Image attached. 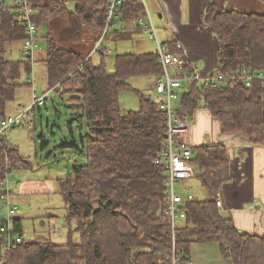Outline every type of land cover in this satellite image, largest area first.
Masks as SVG:
<instances>
[{
	"label": "trees",
	"instance_id": "1",
	"mask_svg": "<svg viewBox=\"0 0 264 264\" xmlns=\"http://www.w3.org/2000/svg\"><path fill=\"white\" fill-rule=\"evenodd\" d=\"M28 1L35 12V26L47 25L52 33L46 36L48 90L70 94L69 107L80 111L78 118L85 120L87 134L81 136V145L71 144L85 163L74 165L65 178L57 180L67 207L65 244L50 238L26 240L20 218L12 214L0 221V264H172V258L176 264H187L192 262L190 249L195 244L215 245L227 264H264V234L238 230L216 207V193L230 178L227 150L221 144L192 148L191 162L198 170L195 178L209 194L203 201L185 203L184 218L176 222L172 239L162 215L167 202L165 174L154 164L167 133L166 112L145 97L136 110L124 115L119 105L120 93H138L127 79L159 76L156 53L116 55L109 74L103 47L96 51L101 60L95 65L89 51L74 44L81 41L83 27L90 43L98 41L107 0ZM141 9L139 0H124L119 22L139 29L135 21ZM16 16V9L0 0V121L22 85L18 79L24 61L5 58L6 46L26 37ZM201 19L217 40L216 72L238 66L264 71V13L220 8L210 2ZM122 34L115 29L104 41L125 40ZM168 48L173 52V43ZM180 104L179 116L204 108L218 121L223 135L264 147V87L260 83L207 90L194 83L182 91ZM28 167L17 148L5 143L0 134V187L13 169ZM75 233L79 242L73 239ZM17 237L21 242H8Z\"/></svg>",
	"mask_w": 264,
	"mask_h": 264
},
{
	"label": "rangeland",
	"instance_id": "2",
	"mask_svg": "<svg viewBox=\"0 0 264 264\" xmlns=\"http://www.w3.org/2000/svg\"><path fill=\"white\" fill-rule=\"evenodd\" d=\"M255 1L233 0L231 5L225 4L224 6L228 9L243 12H256L259 10L257 8L260 7L258 6L260 4ZM4 2L6 5L11 3L10 0ZM66 5L72 7L70 3ZM114 30L112 29L111 32ZM138 31L134 32L133 37H130L129 40H105L107 46L111 49L103 58L107 73L113 72L114 57L116 55L124 53L140 54L152 51L155 48L154 43L144 38ZM39 32L41 37L45 36V27H41ZM38 37L40 38V36ZM93 37L96 39L98 37L97 33H93ZM40 40L38 53L41 55L45 53L46 42L42 38ZM12 46H15L14 52H9V48ZM6 49L5 58L7 60L18 59L19 53L17 52L16 43H11ZM92 55L93 64H98L100 59L98 53ZM37 63L39 65L37 72L34 73V70H32L29 74L33 80V90L35 89L34 86H38L37 94L40 96L46 81V70H44L40 61ZM35 78L38 81L37 85L34 81ZM23 79L24 76L21 73L18 82L21 84ZM126 82L138 93L133 91L120 93L119 105L122 115L127 114L130 110H136L141 97L152 98L154 96L151 89L153 84L151 77H130ZM21 89L18 90V96H21L25 103L30 102L31 93L29 88L23 86ZM49 95L50 100H47L40 107H35L29 116L23 118L22 126L1 133V139L5 143L16 147L19 155L30 165L28 168L13 169L5 182L12 191L9 202L11 206L16 208L13 216L20 218L24 238L26 240H46L50 238L55 243L65 244L69 228L65 219L67 207L60 194L57 180L65 178L74 165L85 163L84 157L71 144L75 142L81 145V136L85 137L87 134V126L83 118H78L81 112L69 107L72 103L69 101L70 94L63 93L59 95L57 91L51 90ZM182 186L186 187L188 192L198 201L208 198L209 192L200 184L198 179L189 184L183 183ZM18 189L21 190L19 193L17 192ZM0 191H2L1 188ZM4 203V201H0V213H4ZM71 226L74 228V225ZM73 239L79 242L78 234L75 233ZM190 256L191 260L193 259L197 264H227L220 257L215 245L195 244L190 249Z\"/></svg>",
	"mask_w": 264,
	"mask_h": 264
},
{
	"label": "crops",
	"instance_id": "3",
	"mask_svg": "<svg viewBox=\"0 0 264 264\" xmlns=\"http://www.w3.org/2000/svg\"><path fill=\"white\" fill-rule=\"evenodd\" d=\"M2 1L4 2L5 0ZM210 2L215 3L220 8H226L224 5H231L233 0H146L156 26L159 41L165 46H169L174 41H178L185 50V58L190 67L206 73H210L217 68V40L211 31L203 25L201 19L204 9ZM255 2H259L260 4L258 5L260 7L257 8L259 10L256 13H264V3L260 0H256ZM7 6L13 8L12 2ZM69 10H72V7H69ZM41 27H45L46 31V33L44 32L45 36L42 37L39 32ZM48 28L47 25L37 28L38 36H40V38L38 37L39 40L42 38L45 42L47 41L46 36L48 33H51ZM114 29H119L123 33L121 36L126 38L125 40H129L130 37L132 38V34L138 31L134 24H123L121 22ZM81 30L83 32V35L82 33L80 34L81 41H76L74 44H78V48L80 49L84 47L85 52L89 51L87 55H90L92 59L93 55L91 51L94 44L90 43L91 37L87 30L84 27ZM138 33L144 36L141 31H138ZM144 38L146 37L144 36ZM111 40L114 41L113 39ZM104 42L101 47H103V51L107 55L111 49L107 46V42L105 44ZM38 43V48H40L41 40ZM90 44H92V47ZM16 46L17 52L19 53V56H17L18 59L9 61L21 60L20 51L22 42H16ZM14 47H10L9 52H14ZM38 51L37 49L32 65L26 62L23 63L24 69L21 70V73L24 76V83L22 82V85L17 88L14 100L7 105V116L19 114L31 105L33 86L27 85L26 81L32 70H34V73L37 72V67H39L38 61L41 62L44 70H46L45 58L47 45L44 54L40 55ZM154 51H156L155 48L152 51L142 52L140 54L155 53ZM97 53L100 62L101 53ZM34 81L35 84L38 82L36 78ZM23 86L29 88L31 93V100L28 103H25L23 98L17 94L18 90H22L21 88ZM37 87L34 86L33 93L39 96L37 94ZM151 89L153 91L152 87ZM47 91L48 87L45 81L44 89H42L40 96ZM187 119L191 126L189 143L192 148L221 144L227 150L231 179L220 188L222 207L219 210L221 214L231 219L238 230L252 235H262L264 232V147L251 144L247 140L237 136L228 137L223 135L220 132L218 121L204 108H199L192 115L187 116ZM195 179L193 178L184 183L189 184ZM8 191L11 195L12 191L10 188H8ZM20 191L18 189L17 192L19 193ZM10 198L11 196L9 200ZM193 262L197 264L192 259Z\"/></svg>",
	"mask_w": 264,
	"mask_h": 264
},
{
	"label": "built area",
	"instance_id": "4",
	"mask_svg": "<svg viewBox=\"0 0 264 264\" xmlns=\"http://www.w3.org/2000/svg\"><path fill=\"white\" fill-rule=\"evenodd\" d=\"M124 0H107L106 20L103 32L98 41L94 44L91 54L95 53L102 45L104 38L111 34V30L116 28L120 20V9ZM13 8L16 9V20L18 25L25 28L26 37L22 41L20 51L21 59L33 64L35 54L38 49V31L32 21L35 12L29 7L28 0H11ZM142 9L135 21L142 34L155 45V53L161 66V73L154 79L152 84L154 96L152 101L166 112L167 133L163 140L161 151L156 155L154 164L161 167L165 174V196L166 207L162 215L167 219L172 239L175 235L176 222L184 218L182 208L185 203L194 199L182 184L185 181L196 177V168L192 161V147L189 143L191 131L187 116H179L180 96L186 86L197 84L202 89H218L227 84L242 83L245 87H250L258 82L264 87V71H254L244 66H238L234 70L220 73L216 70L206 73L197 69H192L185 58V50L177 41L173 42L174 51H170L168 46L163 45L157 35L156 26L151 13L147 7L146 0H139ZM26 83L33 86V80L28 76ZM48 90L41 96L33 93L32 105L19 114L6 116L0 121V134L8 129L23 125V118L29 116L35 107H40L50 100ZM30 125V123H28ZM178 187V188H177ZM0 199L4 201V213H0V221L8 220L15 206L9 202L10 193L6 183L1 185ZM220 191L216 193V207L220 209L222 202ZM8 242L19 243L21 238L9 239ZM172 264H176L172 258ZM187 264H193L188 262Z\"/></svg>",
	"mask_w": 264,
	"mask_h": 264
},
{
	"label": "water",
	"instance_id": "5",
	"mask_svg": "<svg viewBox=\"0 0 264 264\" xmlns=\"http://www.w3.org/2000/svg\"><path fill=\"white\" fill-rule=\"evenodd\" d=\"M150 99V97L149 98H146V100H149ZM196 173H198V170L196 169Z\"/></svg>",
	"mask_w": 264,
	"mask_h": 264
}]
</instances>
